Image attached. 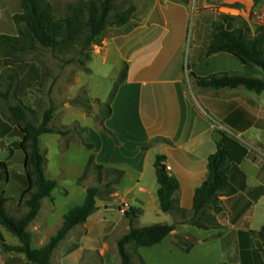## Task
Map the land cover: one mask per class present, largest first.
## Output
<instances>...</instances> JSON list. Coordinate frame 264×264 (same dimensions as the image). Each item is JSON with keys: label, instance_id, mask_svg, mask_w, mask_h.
I'll use <instances>...</instances> for the list:
<instances>
[{"label": "crops", "instance_id": "1", "mask_svg": "<svg viewBox=\"0 0 264 264\" xmlns=\"http://www.w3.org/2000/svg\"><path fill=\"white\" fill-rule=\"evenodd\" d=\"M47 1L62 19L69 16L71 5L87 0ZM243 1L225 0L222 3L228 6L216 7V0H132L136 11L131 20L121 27H109L100 53L95 52L101 56L103 65L111 62L113 69L126 70V79L118 87L110 117L98 128L89 127V142L94 145L91 151L95 152L97 165L110 164L118 170L127 163L119 159L124 155L136 165L133 167L136 180L119 185V190L129 198L132 209L141 212L146 224L139 223L140 226L175 225V230L160 244L144 248L166 247L167 255L176 264H182L185 257L202 246L206 247L202 249L203 258L214 252L217 264H264V238L254 234L264 227V129L256 127L264 123V92L257 94L244 87L203 88L196 80L232 72L225 67L230 63L229 54L208 55V51L214 38L216 8L220 14L238 16ZM210 11L214 16L211 20ZM21 13V0H0V37H19L25 24H17L15 17ZM190 16L194 29L188 44ZM39 49L40 46L38 50L22 53V44L0 40V162L16 173L10 172L5 180L8 198H21L27 189L21 180L25 176L24 154L14 147L23 135L10 121L8 108L14 103L34 108L33 91L43 81L45 69L38 58ZM186 52L187 82L183 77ZM235 63V72L263 76L260 70L245 66L239 59ZM217 65L220 69H215ZM7 92L10 95L5 99L2 95ZM118 118H122L120 123ZM250 123L253 126L248 128ZM104 129L114 135L116 144ZM222 133L248 153L242 161L230 165L229 179L235 193L219 197L222 212L217 216V226L202 230L182 223L175 212L161 210L156 157H166L168 173L180 184L174 195L175 205L189 213L193 210L196 189L207 178L208 159L217 151ZM153 141L149 149L143 150ZM124 176H128L127 171ZM88 220L84 228L93 234L96 227ZM0 234L4 238L15 237L1 225ZM177 237L194 241V246L188 252L183 251L176 246ZM13 242L20 244L19 240ZM68 257L66 254L65 259ZM143 260L152 264L146 257Z\"/></svg>", "mask_w": 264, "mask_h": 264}, {"label": "trees", "instance_id": "2", "mask_svg": "<svg viewBox=\"0 0 264 264\" xmlns=\"http://www.w3.org/2000/svg\"><path fill=\"white\" fill-rule=\"evenodd\" d=\"M22 13L15 17L17 24L24 23V30L20 31L19 37H0V40L8 43L22 44V53L47 48L59 51H71L80 47L79 60L81 69L87 73L91 72L88 62L91 60L92 49L101 44V38L107 28L126 25L136 11L134 3L128 5L124 10H117L116 3L119 0H88L81 1L69 7L67 18H58L53 6L47 0H21ZM254 8L257 9L264 4V0H252ZM214 38L208 51V55L227 53L239 59L249 68H260L264 73V26H259L255 33L252 32L247 20L241 16L220 14L213 25ZM126 79V70L123 78ZM197 84L203 88L222 89L244 87L257 94L264 92V77H255L246 73H220L207 78H196ZM119 84L116 85L115 93ZM10 92L3 94L8 99ZM114 97V96H113ZM113 100V99H112ZM86 107V106H85ZM91 106L86 107L90 113ZM30 108L19 104L10 108V121L15 124L23 135V139L17 144L24 154L25 176L21 178L22 183L27 185L21 200L24 201L28 211L21 216L11 215L8 211L9 199L4 192H0V225L5 227L16 238L20 245L6 246L7 250L22 253L32 264H52L51 257L54 250L65 240L67 235L75 227L85 224L89 217L97 209V197L99 189L88 188L84 203L74 207L65 216L64 221L57 233L38 249L32 247L33 234L28 230L30 224L35 221L41 211L43 200L50 198L53 191L58 187L55 180L48 179L45 175L46 159L40 148V136L43 134L57 133L65 135L68 131L61 132L59 129L48 127L51 120L50 112L45 116L44 123L36 127L27 122V112ZM111 114L108 106L106 117ZM25 123V124H24ZM253 124H248V128ZM256 127L264 129V123L256 124ZM83 131H86L85 129ZM108 132L107 130H105ZM160 139H157L159 141ZM85 147L93 149L94 145L83 141ZM154 141L143 150L149 149ZM248 151L238 142L229 138L224 133L217 144V151L208 159V175L200 187L196 189L193 210L187 212L175 205L174 195L179 191L180 184L176 177L167 171L166 157H156L155 169L157 182L159 184L158 198L160 208L164 213L175 212L181 217L182 223H188L202 230H210L217 226V216L222 212L219 205V197L222 194L232 195L229 179V169L232 162H240ZM89 166L102 169L103 166L94 164V157L90 159ZM9 165L0 162V182L8 179ZM116 173L120 178L124 176L123 171ZM141 212L131 209L126 214L130 219L128 232L118 241V253L122 264H135L134 253L141 247H153L160 244L174 230L175 225L158 223L151 226L136 227L134 222L138 220ZM264 238V227L260 232H254ZM194 241H187L181 237L176 238V246L183 251H190ZM134 251H129V247ZM138 256V255H137ZM142 261V260H141ZM142 264L144 262L142 261Z\"/></svg>", "mask_w": 264, "mask_h": 264}, {"label": "rangeland", "instance_id": "3", "mask_svg": "<svg viewBox=\"0 0 264 264\" xmlns=\"http://www.w3.org/2000/svg\"><path fill=\"white\" fill-rule=\"evenodd\" d=\"M224 1L216 0V7L228 6L222 3ZM131 3L132 0H119L116 3V9L124 10ZM240 5L241 12L238 16L247 20L253 33L259 26H264V4L255 9L252 0H244ZM216 10L217 20L220 13L217 8ZM224 10L238 13L234 9ZM212 16L213 12L210 11V20ZM193 23V18L190 16L188 44L191 42ZM107 31L108 28L101 38V44L95 45L92 49L91 60L87 63L91 69L90 73L81 69L79 60L83 58L79 55L81 50L79 46L66 52L40 47L38 52V58L45 68L44 77L33 91L32 104L34 108L27 112V122L39 127L44 123L46 114L50 112L51 120L47 123L48 127L59 129L61 132L68 131V133L65 135L43 134L39 138L40 148L46 159L45 175L48 179H56L59 186L53 191L50 198L43 200L37 219L28 227V230L33 234L32 247L34 249L42 247L57 233L63 224L64 216L74 207L84 203L88 188L99 189L98 209L88 220L96 227L93 234H89L83 224L75 227L74 230H71L72 233L69 232L70 236L68 234L54 250L51 257L52 264H122L117 243L128 232L127 227L130 226V219L126 215H120L117 211L123 199L129 200L128 197L121 194L119 185L132 184L136 180L137 173L134 169L136 165L124 155L119 159L127 163L118 170L113 169L110 164L103 166L102 169L89 166L92 157L96 164L95 152L83 144V141H90L89 127L98 128L110 117H106L107 108L108 106L111 108L114 101L117 93H115L116 85L123 82L121 79L124 69H113L111 62L103 65L101 56L95 55V52L100 53ZM96 47L100 48L96 49ZM228 56H230V63L225 67L232 72L227 73H234L237 71L235 62H238V59L232 55ZM183 62V77L187 82V52ZM215 69L220 68L217 65ZM257 69L261 71L260 68ZM263 77L264 73L261 78ZM10 105L9 102L8 107ZM16 105L19 104L14 103L10 108ZM85 106H91L90 113H87ZM10 108H8V112L11 116ZM120 119L122 118H118L117 121L119 122ZM84 129L86 131H83ZM106 134L111 135L112 142L117 143L112 133L106 132ZM17 144H14L15 149L18 148ZM109 170L112 172L125 170L128 172V176L120 178L116 173H109ZM4 189L5 180L0 182V192L5 193ZM8 199V211L11 215L21 216L28 211L19 196ZM139 223L140 225L146 224L141 216L134 222V226L144 227ZM69 238L71 243L67 241ZM13 240L18 241L16 237L7 235V238H4L0 234V264H32L27 258L21 257L22 253L7 250L6 246H18L14 245ZM74 241L77 244H73ZM65 242H68V246L65 245ZM203 248L206 247H199L192 255L185 257L182 264H217L219 261L217 254L210 252L208 258L204 259ZM166 249V247L163 249L138 248V256L134 253V263L142 264L146 257L152 264H176L175 259L169 258L167 255ZM64 250H66L65 253H63ZM129 251L133 252L134 247L130 246ZM66 254L70 256L68 259H65ZM162 258L168 260L160 261Z\"/></svg>", "mask_w": 264, "mask_h": 264}, {"label": "built area", "instance_id": "4", "mask_svg": "<svg viewBox=\"0 0 264 264\" xmlns=\"http://www.w3.org/2000/svg\"><path fill=\"white\" fill-rule=\"evenodd\" d=\"M97 48H100V47H96V49ZM131 209H132L131 203L128 200L123 199L120 202V204H119V206L117 208V211L119 212L120 215L124 216L127 213H129L131 211Z\"/></svg>", "mask_w": 264, "mask_h": 264}]
</instances>
